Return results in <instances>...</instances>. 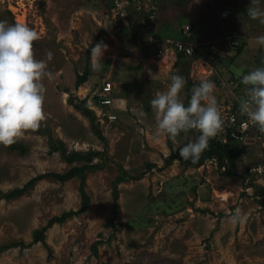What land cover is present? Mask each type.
<instances>
[{"label": "rangeland", "instance_id": "obj_1", "mask_svg": "<svg viewBox=\"0 0 264 264\" xmlns=\"http://www.w3.org/2000/svg\"><path fill=\"white\" fill-rule=\"evenodd\" d=\"M108 1L0 0V20L37 31L35 58L45 60L46 71L53 74L42 80L44 120L14 142L23 150L0 144V191L22 188L41 174L92 167L86 171L87 212L48 228L45 243H35L37 230L64 212L80 210L79 178L63 184L47 178L21 197L0 200V264H264V197L260 202L256 195L264 179L242 178L264 161L255 139L245 140L236 177L220 171L214 160L200 168H184L178 161L166 166L167 135H155L157 116L150 105L157 92L167 90L172 74L187 81L181 92L185 103L203 79L214 81L220 110L233 95L245 92L240 84L230 88L229 82L264 65V48L256 42L264 35V24L249 18L250 0H160L167 20L176 18L179 39L188 40L183 32L189 25L200 44L198 56L186 62L170 53L156 58L149 38L129 41L149 30L162 36L159 23L143 29L141 19L130 16L126 30L112 31L103 10ZM101 40L109 48L104 70L97 73L90 47ZM86 70L88 82L76 87ZM106 81L114 86L109 111L118 119L102 122L100 113L92 111L102 141L75 105L88 104ZM198 135V130L178 135L175 146ZM60 143L69 154L95 151L104 156L68 164L52 150ZM123 171L129 177L118 185L116 202L113 189ZM236 209L244 219L232 224L229 217Z\"/></svg>", "mask_w": 264, "mask_h": 264}, {"label": "clouds", "instance_id": "obj_2", "mask_svg": "<svg viewBox=\"0 0 264 264\" xmlns=\"http://www.w3.org/2000/svg\"><path fill=\"white\" fill-rule=\"evenodd\" d=\"M160 2V0H159ZM161 5V4H160ZM252 20L264 24V0H250L246 9ZM226 15V13H225ZM40 36L25 23H9L0 20V144H13L25 130L36 129L44 120L43 104L45 86L42 80L51 79L46 71L45 60L36 59L34 42ZM257 45L264 48V35L256 38ZM109 46L99 41L90 47L91 67L97 73L104 70L103 57ZM53 53L48 51L47 60ZM166 91L157 92L150 101L157 116L155 135H167L170 139L190 130H198L195 140L179 148V156L196 163L209 147V141L223 130V117L214 95L215 83L203 79L192 88L187 103L181 92L187 81L179 74H172ZM245 98L240 101V112L253 125L264 132V66L256 67L242 76ZM143 115V113H141ZM240 209L229 217L232 224L242 223Z\"/></svg>", "mask_w": 264, "mask_h": 264}, {"label": "built area", "instance_id": "obj_3", "mask_svg": "<svg viewBox=\"0 0 264 264\" xmlns=\"http://www.w3.org/2000/svg\"><path fill=\"white\" fill-rule=\"evenodd\" d=\"M105 21L111 25L112 31H124L129 27L130 16L140 18L142 25L150 27L156 26L160 16L159 0H109L104 6ZM184 35L188 36L187 41H181L172 38L154 37L151 36L147 43L153 48L156 58L162 59L168 53L184 54L187 57H192L199 51V43L192 39L191 26L184 27ZM139 43V41H136ZM135 42V43H136ZM147 46V45H146ZM242 81V80H241ZM238 81L235 84L229 82L230 88L242 86V82ZM226 86L224 84L221 85ZM242 89V88H241ZM113 83L104 82L98 91L94 93L88 100V107L92 111L100 113L102 122L106 120L108 123L117 122L118 117L109 111L113 107ZM234 96L233 104L222 106L221 113L224 118L223 130L214 138L223 144L230 142L238 144L241 148L244 146L245 140L250 136L255 139L259 150H262L264 158V132H261L258 126L253 125L248 121V118L240 112V101L245 98V93L240 90L238 96ZM262 158V159H263ZM251 176L264 179V161L258 166H254L249 170ZM264 190V188H262ZM263 195L258 196V201L261 202Z\"/></svg>", "mask_w": 264, "mask_h": 264}, {"label": "trees", "instance_id": "obj_4", "mask_svg": "<svg viewBox=\"0 0 264 264\" xmlns=\"http://www.w3.org/2000/svg\"><path fill=\"white\" fill-rule=\"evenodd\" d=\"M179 20H181V19H179ZM145 28H147V26L144 24L143 29H145ZM191 33H192V29H191ZM140 35H141L140 32H138L137 34L135 33L134 36L129 38V41L131 43H134L137 40H140L141 38L144 39V37H145V39L148 40V38H150L151 36L160 37V38L161 37L171 38L170 36L163 35V33L161 34L162 36H160L158 33H155L152 30H149L146 35L143 32H142L143 36L140 37ZM192 39L196 41L194 36H192ZM242 49H243V47L239 48L238 51L241 53ZM176 56H177V59L179 61L183 60L186 62L187 59L194 58L195 56H198V52H196L192 57H187L182 53L176 54ZM89 78H90L89 70H86L81 75L79 74L77 82H76V87H80V86L84 85L85 83H87ZM219 84L220 83L218 82V85ZM241 88H244V90H245V86L243 84H242ZM228 103L233 104L234 101L228 102ZM71 104L74 106L72 100H71ZM75 107L78 108V110L81 111L82 114L90 120L91 125L93 127V131L96 134V136L100 140L105 141V138L103 137L101 131H99V129H98V124H96V119H95L94 113L88 107L87 101H83L79 105H75ZM193 132H195V129L190 130L188 133H181L180 135L192 134ZM167 146L170 149V156L166 160V166H172L174 162L178 161V162H180V164L184 168H191V167L192 168H200L206 162L214 160L218 164L219 170L223 171L224 174H226L230 177L238 176L235 168H236V164L240 158V155L243 152L242 148L238 147L239 146L238 144H235L232 142H230L229 144H223L219 141H216L213 138L209 141V147L201 154L200 159L196 163H192L191 160H188V161L183 160L179 156V148L182 147L183 145L176 147L174 140L170 139L168 136H167ZM11 147L23 150V147L20 144L14 143L11 145ZM52 150H54L56 152H61L62 157L64 158L65 162L68 164H74L75 162L82 161V160L87 161L88 163H92L95 159L101 158L104 156L103 153L95 152V151L88 152L86 154L81 153V152H75V153L69 154L65 150L64 145L62 143H60L58 146L53 144ZM150 167L154 168L156 166L152 164V165H150ZM88 169H92V167H89L87 165L84 167H73L66 174H59V173L41 174L39 176L32 178L22 188H16V189L9 191L7 193H3L2 191H0V200L1 199L11 200V199L21 197V196L25 195L26 193H28L29 190L31 188H33L38 182H40L44 179H47V178H52L61 184L66 183V182H68L74 178H79L80 179L79 193H80L81 201H82L80 210H78L77 212H75V211L64 212L60 216L54 217L53 219H51L45 228H43L41 230H37L34 233L35 243H38V242L45 243V232L47 231L48 228L52 227L55 224H60V225L64 224L69 218H71L73 216H79V215L87 212V210L91 204L90 196L88 195V193L86 191V171ZM246 174H247L246 176H242L243 179L245 178V180H246V178L252 177L251 174L249 173L248 169L246 170ZM127 176H128V173L123 171V173L120 175V177L115 182V186H114L113 190H114V199L116 202L119 198L118 185L125 183L127 181ZM257 189H258V192H257L258 194H256V195L260 196V195L264 194L263 189H261L260 187H258ZM115 207L117 209L118 206L116 205ZM1 249H2L1 251H5L8 249V247H2Z\"/></svg>", "mask_w": 264, "mask_h": 264}, {"label": "crops", "instance_id": "obj_5", "mask_svg": "<svg viewBox=\"0 0 264 264\" xmlns=\"http://www.w3.org/2000/svg\"><path fill=\"white\" fill-rule=\"evenodd\" d=\"M173 6H175V5H173ZM180 14H181V12H180ZM177 16H179V14ZM167 19L168 18H166L165 10L164 9L162 10L161 5H160V16H159V21H158V23L160 25L159 29L162 28L164 30V34L163 35L170 36L173 39L180 40L179 36H178V33H175V31H174L175 26L177 25L176 24L177 21L175 20L176 18H174L173 22L171 20H167ZM171 22H172V24H170Z\"/></svg>", "mask_w": 264, "mask_h": 264}]
</instances>
